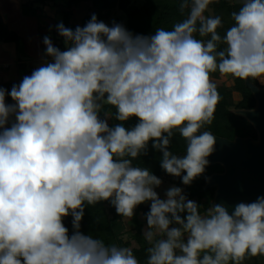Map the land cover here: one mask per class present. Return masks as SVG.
Listing matches in <instances>:
<instances>
[{"label": "clouds", "instance_id": "9594fccd", "mask_svg": "<svg viewBox=\"0 0 264 264\" xmlns=\"http://www.w3.org/2000/svg\"><path fill=\"white\" fill-rule=\"evenodd\" d=\"M210 3L191 0L187 19L151 36L109 27L95 14L75 30L60 23L67 49L45 36L51 62L10 93L0 88V264H140L130 248L79 231L85 202L100 201L126 218L151 201L146 264H243L264 256V196L231 214L222 205L202 214L180 187L159 198L154 188L162 181L129 159L152 141L166 173H186L182 181L190 185L215 150V136L201 131L220 100L211 74L264 84V0H242L223 37L221 18L203 15ZM103 105L121 122H139L110 128L99 117ZM177 131L186 141L182 157L168 150ZM69 215L71 236L63 223Z\"/></svg>", "mask_w": 264, "mask_h": 264}, {"label": "trees", "instance_id": "16d2710c", "mask_svg": "<svg viewBox=\"0 0 264 264\" xmlns=\"http://www.w3.org/2000/svg\"><path fill=\"white\" fill-rule=\"evenodd\" d=\"M80 1L86 0H30L22 5V12L25 14H34L38 17L44 14L45 5H58L61 8L62 17L59 23H63L65 27L75 30L77 27L72 21L71 17L74 14V7ZM92 7L97 9L89 15L91 18L93 14L98 20L107 19L114 13L115 10H120L126 15V25L124 26L130 33L135 35L151 36L155 34L156 29L163 28L171 30L177 23L182 22L188 18L191 0H188V7L181 10V3L183 0H143L141 4L132 2V0H90ZM34 3H39L35 5ZM242 5V0H212L208 9L204 12V17L219 16L222 20V27L217 31L223 37L226 31L233 25L232 13L239 10ZM113 23L122 24L119 16H115ZM199 21H197V28H199ZM195 38L207 41L210 36L201 37L199 33H195ZM55 47L61 51L67 49L62 36L53 35ZM0 39L6 41L19 42V36L15 31H11L7 24L3 21L0 13ZM225 45L220 44L218 50H222ZM31 71L30 75L32 74ZM224 75L219 71L211 74V80L216 85L217 91L220 95V100L216 105L214 117L210 125H206L204 129L213 131L220 136L233 138L235 136L252 137L257 139V132L253 125L244 117L236 114L233 109L253 108L256 104L255 98L251 90L246 86L244 80L231 76V84L217 81L222 79ZM257 85L264 86L258 80H251ZM16 80H7L0 82V87L10 93L12 87L17 85ZM6 104H14L10 95L6 94ZM116 109L114 107L103 105L99 117L106 120L110 128L117 124H123L126 129H132L139 122L138 118L131 117L127 121L121 122L115 118ZM15 122V115H11L8 121V127ZM153 142L149 141L147 148L142 151L138 157L132 159L134 167L148 169L151 174L158 177L160 180L170 178L173 175L166 173L161 167L163 158L162 152L155 149ZM168 150L179 157L186 155V141L180 136L179 132H174L170 138V145ZM223 168L220 164H208L203 174L194 179L190 185H185L181 176L170 178L176 187L184 188V195L188 200H196L200 206L201 213H206L207 209L213 206V198L216 187L204 189L206 178L213 172H220ZM204 199V200H203ZM146 202L138 205L134 210L132 216L133 227L126 229L122 216L117 214L115 207L110 201H100L94 205H89L85 202L84 215L80 222L79 231L94 239H101L106 244H116L121 247H128L133 251V254L140 261V264H146L148 253L147 248L151 245L147 242L144 236V226L147 225V214L150 211V205ZM144 216L139 218V213ZM186 215V214H181ZM73 217L71 215L63 218V223L68 229L69 236H71L76 229L73 228ZM177 226V225H172ZM156 239H160L157 236ZM132 241L136 245H132ZM243 264H264V256L247 257Z\"/></svg>", "mask_w": 264, "mask_h": 264}, {"label": "water", "instance_id": "95a60500", "mask_svg": "<svg viewBox=\"0 0 264 264\" xmlns=\"http://www.w3.org/2000/svg\"><path fill=\"white\" fill-rule=\"evenodd\" d=\"M256 104L253 108L233 109L255 128L257 139L236 136L234 139L209 131L216 138L215 150L207 158L208 164H220V172H213L204 189L216 187L213 205H222L231 214L239 203H252L264 196V86L245 81Z\"/></svg>", "mask_w": 264, "mask_h": 264}, {"label": "crops", "instance_id": "0c3cea01", "mask_svg": "<svg viewBox=\"0 0 264 264\" xmlns=\"http://www.w3.org/2000/svg\"><path fill=\"white\" fill-rule=\"evenodd\" d=\"M4 1L7 2L6 10L4 11L2 8H0V13L3 21L7 24L10 30L11 28H13L17 31L20 40L19 42H15L0 39V82H5L12 79L18 82V86L25 76H30L32 70L34 71L45 64V58L40 55V53L39 57H35V55H32L30 53L33 41H30L28 39V36L24 34L25 29H23V27L22 30L19 31L18 27L20 25L16 26V19L25 21L23 17L21 18V12L19 11L22 9L21 2L23 3L24 1ZM34 4L39 5V3ZM60 19L59 15L56 13V7L54 5H45L44 14L37 20V31L40 30V24L43 26V34L37 33V35H39V39L41 36H47L52 40L53 35H58L59 33L56 30L57 25L60 24ZM56 21L58 22L56 23ZM20 47H25V54H27L28 56L20 57ZM51 59V57H47L48 62H51Z\"/></svg>", "mask_w": 264, "mask_h": 264}, {"label": "rangeland", "instance_id": "374dc122", "mask_svg": "<svg viewBox=\"0 0 264 264\" xmlns=\"http://www.w3.org/2000/svg\"><path fill=\"white\" fill-rule=\"evenodd\" d=\"M20 1H24L23 3L21 2V6L24 3L29 2V0H20ZM9 2H11V0H9ZM132 2H137V4H141L143 2V0H132ZM6 3L7 2H5L4 0H0V8H2L4 11L6 10ZM54 6L56 7V13L59 15V19H60L62 17V12H61L62 10H61L60 6H58V5H54ZM19 11L21 12L20 13L21 14V18L23 17L25 21H23L21 19H16V26L20 25L18 27L19 31H21L22 27H23V29H25L24 34L26 36H28V39L30 41H33L32 45H31L30 53L32 55H35V57H39V53H40V55H42L45 58L44 62L47 63L48 62V60H47L48 56L46 55V45L43 43V40H44L45 36H41L40 39H39V35H37V33L41 34L43 32L42 31L43 30V26L41 24L39 25L40 30L37 31V20L39 19V17L34 15V14H28V15L26 13L24 14L22 12V9L19 10ZM93 12H97V9L92 7V2L90 0L80 1L74 7V14L71 17V21L74 24H77L76 26L84 27L87 24V22L91 19L89 17V15L92 14ZM115 16H119L121 18L123 26L126 25V20H127L126 19V15H125L124 12H122L120 10H115L114 13H111L109 18L102 19V20H99V21H102L105 24H107L109 27H111L112 26L111 25V21L114 20ZM57 22L58 21H56V23ZM48 28H49V26H48ZM11 31H15L17 33V31L15 29H13V28H11ZM52 40L53 41H58L57 39L54 40V37H53ZM25 51H26L25 47H20V53H21L20 57L28 56L27 54H25L26 53ZM217 82L218 83L225 82V83L231 84L232 83L231 76L230 75H224L223 78L219 79ZM223 137H226V136H223ZM227 138H229V137H227ZM230 139H233V138H230ZM176 177L177 176H171L170 178H176ZM170 178H165L164 180H161L162 183L160 184V186L154 188V190L157 192L159 198H161V199H166L167 190H169L171 187H176L175 184L172 181H170ZM181 189L184 192V188L181 187ZM191 201L196 202L195 199H193ZM145 204L151 205V201H147ZM139 218L140 219L144 218V216L142 215L141 212L139 213ZM122 219H123V221L125 223L126 229H129V228L133 227L134 223H133L132 217L131 218H126V217L122 216ZM145 231H147V225L144 226V233H145ZM132 245L134 246V245H136V243L134 241H132Z\"/></svg>", "mask_w": 264, "mask_h": 264}]
</instances>
